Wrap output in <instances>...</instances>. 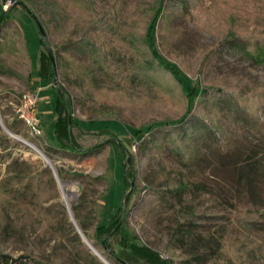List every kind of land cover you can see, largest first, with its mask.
I'll list each match as a JSON object with an SVG mask.
<instances>
[{"label": "rangeland", "instance_id": "374dc122", "mask_svg": "<svg viewBox=\"0 0 264 264\" xmlns=\"http://www.w3.org/2000/svg\"><path fill=\"white\" fill-rule=\"evenodd\" d=\"M34 1L54 22L49 38L55 48L79 39L90 20L81 10L67 12L64 5H54L49 0ZM103 1L107 4L112 0ZM154 1L124 0L123 14L150 21ZM15 2L0 0V12L16 6L13 13L23 25L31 63L27 58L8 63L7 54L0 56V251L13 256L30 255L50 264H106L87 244L77 223L91 245L114 264L111 253L98 244L96 232L99 225L107 224L116 209L124 205L126 181L121 159L110 145L97 154L86 155L57 146L52 130L56 90L51 85L41 93L42 103L40 100L38 103L43 137L33 136L19 118L18 106L25 94L32 91L33 79L29 75L33 73V78L36 75L42 33L35 16ZM168 2L173 15L182 14L179 0ZM223 2L238 7L242 0ZM211 3L207 1V7ZM186 18L180 16L177 22L185 24L195 46L193 54L178 62L184 68L187 85L201 87L200 93L203 87L213 84L225 85L228 91L264 89V66L252 64L233 47H221L220 56L215 57L210 47L216 46L221 36ZM108 40L119 51L123 50L121 45ZM171 59L175 60L174 56ZM58 80L71 94L73 115L83 121L86 129L110 125L126 137L129 133L122 122L139 128L158 118L174 119L181 113L157 91L137 83L125 87L123 95L113 98L112 106L100 110L84 89L70 79L66 69L59 68ZM95 80L98 86L110 87L100 76ZM196 98L197 104L204 97ZM75 133L82 148L104 139L93 133ZM245 136L247 141L235 140L228 154L203 148L198 174H190L182 167L169 148L164 154L168 160L163 158L151 142L153 138L159 143L164 141L161 129L132 144L137 171L130 184L134 183V193L122 235L130 240L137 236L139 242L149 244L176 264H264V176L262 167L254 166L250 158L253 151L264 152V138H256L251 131ZM23 140L33 143L38 150ZM38 151L52 162L63 185ZM64 189L71 194L70 207L76 223L63 196ZM243 220L258 224L250 229L242 224ZM232 235L251 240L259 255L250 258L243 255L240 259L232 252L231 257L223 255L218 242ZM113 247L117 252L123 250L115 240Z\"/></svg>", "mask_w": 264, "mask_h": 264}, {"label": "trees", "instance_id": "16d2710c", "mask_svg": "<svg viewBox=\"0 0 264 264\" xmlns=\"http://www.w3.org/2000/svg\"><path fill=\"white\" fill-rule=\"evenodd\" d=\"M15 1V4L25 7L35 16L49 38L54 22L46 11L34 0ZM49 1L61 7L64 5L67 12L81 10L90 18L77 40L55 48L49 38L57 68L41 36L37 76L56 90L55 117L52 122L55 142L59 148L81 155L97 154L108 145L114 147L122 162L126 193L137 171L132 144L143 141L149 134L153 136L158 129L164 134V141L159 143L153 138L151 142L165 160H168L164 154L169 148L173 158L190 174H198L202 168L200 161L203 148L218 149L228 154L235 146V140L247 141V131H251L256 138H264L263 88L228 91L225 85L213 84L203 87L200 93L201 87L187 85L184 68L178 62L193 54L195 46L185 24L177 22V18L184 15L200 28L221 36L220 42L210 47L215 57L220 56L221 47H233L252 64L264 66V0H242L238 7H230L223 0H211L208 7L206 4L210 0H179L183 9L181 15L172 14L169 0H155L152 7L154 15L147 22L125 16L122 11L124 0H112L107 4L103 0ZM15 8L9 7L0 12V56L7 54L8 63L21 62L26 58L30 61L23 25L13 13ZM159 21L162 22L157 26ZM108 39L121 45L123 50L119 51ZM173 56L176 61L171 59ZM59 68L67 70L70 79L94 100L97 109H106L113 103L115 96L124 94L125 87L137 83L138 86L157 91L181 113L174 119L158 118L139 128L122 122L129 133L126 137L121 136V130L110 125L86 129L83 121L73 115L74 100L58 80ZM97 76L106 79L110 87L98 86L95 80ZM29 79H33V73H30ZM36 88L34 84L31 86L32 91ZM169 94L174 98L171 95L169 97ZM198 96L204 98L196 104ZM167 98L174 99L171 100L174 102ZM76 131L78 135L93 133L104 139L94 146L82 148L76 138ZM250 158L254 166L262 167L264 176V152L253 151ZM133 193L125 198L126 209L120 206L107 224L97 227L98 244L111 253L114 264H176L172 258L165 257L149 244L139 242L137 236L130 240L122 235L121 228L127 218L126 212L130 208ZM242 224L253 229L258 222L243 220ZM113 240L123 250L117 252ZM251 242L232 235L222 237L218 246L221 253L229 257L231 252L239 259L243 255L256 257L260 252ZM0 264L50 263L26 254L13 256L0 251Z\"/></svg>", "mask_w": 264, "mask_h": 264}, {"label": "built area", "instance_id": "2783aa9c", "mask_svg": "<svg viewBox=\"0 0 264 264\" xmlns=\"http://www.w3.org/2000/svg\"><path fill=\"white\" fill-rule=\"evenodd\" d=\"M39 91H30L25 94L21 105L18 106L19 118L27 125L30 133L37 137H43L42 119L39 115Z\"/></svg>", "mask_w": 264, "mask_h": 264}, {"label": "water", "instance_id": "95a60500", "mask_svg": "<svg viewBox=\"0 0 264 264\" xmlns=\"http://www.w3.org/2000/svg\"><path fill=\"white\" fill-rule=\"evenodd\" d=\"M37 22H38V21H37ZM38 24H39V27H40V31H41V33H42V36H43L44 39H45V42H46L47 49H48V52H49V54H50V57H51L52 61L54 62L55 68H57L56 58H55V55H54V52H53V49H52L51 43H50V41H49L48 35H47V33H46L44 27L41 25V23L38 22ZM44 155H45V154H44ZM47 161H48V163L51 165V167L54 169L55 175H56L57 179L59 180L60 184H62V182H61V180H60V177H59V175H58V173H57V171H56V168L54 167V165L52 164V162L48 159V157H47ZM133 187H134V183H132V186H131L130 191H129L128 193H126V195H125V197H124V200H123V201H124V205H123L124 208H126L125 198H127V196L129 195V193L133 190ZM68 208H69L70 215L72 216V218L74 219V221H75V223H76V220H75V218H74V215H72L73 213H72V209H71L70 205H68ZM76 225H77V227H78V229H79L81 235L84 237V239H86V236L84 235V233L82 232V230L80 229V227L78 226L77 223H76ZM91 249H95V247L91 245ZM108 261H109V260H108ZM109 264H112V263L109 261Z\"/></svg>", "mask_w": 264, "mask_h": 264}, {"label": "bare ground", "instance_id": "6f19581e", "mask_svg": "<svg viewBox=\"0 0 264 264\" xmlns=\"http://www.w3.org/2000/svg\"><path fill=\"white\" fill-rule=\"evenodd\" d=\"M24 141V140H23ZM25 143H27V144H29L31 147H33L34 149H36V150H38L37 149V147L33 144V143H30L29 141H24ZM39 152V151H38ZM42 156H43V158H44V160H47V157H46V155H44L43 153H41V152H39ZM63 185V184H62ZM63 196H64V198H65V200H66V202H67V204H71V194L70 193H68L67 191H65V189L63 190ZM85 241L87 242V244L90 246V248H91V243H90V241H89V239L86 237V239H85ZM93 251H94V253L97 255V256H99L106 264H109V261H108V259H106V257H104L103 255H102V253L99 251V250H97V249H92Z\"/></svg>", "mask_w": 264, "mask_h": 264}, {"label": "crops", "instance_id": "0c3cea01", "mask_svg": "<svg viewBox=\"0 0 264 264\" xmlns=\"http://www.w3.org/2000/svg\"><path fill=\"white\" fill-rule=\"evenodd\" d=\"M38 66H39V64H38ZM38 66H37V68H33L34 69V74H36L35 75V77L33 78V84H34V86H36L37 88L35 89V90H38L40 93H39V100H40V104L42 103V100H41V93L44 91V90H46V89H49V88H51V87H49L50 85H44L45 83L40 79V77L39 76H37L38 74H37V69H38ZM46 86H48V87H46ZM41 106V105H40ZM39 111H40V108H39ZM42 114V113H41Z\"/></svg>", "mask_w": 264, "mask_h": 264}]
</instances>
